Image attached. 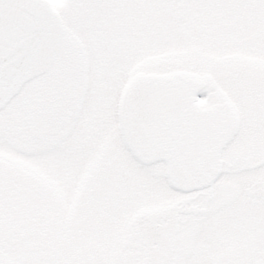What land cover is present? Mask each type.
Instances as JSON below:
<instances>
[{
  "label": "snow or ice",
  "instance_id": "6c2138e0",
  "mask_svg": "<svg viewBox=\"0 0 264 264\" xmlns=\"http://www.w3.org/2000/svg\"><path fill=\"white\" fill-rule=\"evenodd\" d=\"M0 264H264V0H0Z\"/></svg>",
  "mask_w": 264,
  "mask_h": 264
}]
</instances>
